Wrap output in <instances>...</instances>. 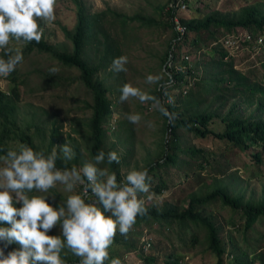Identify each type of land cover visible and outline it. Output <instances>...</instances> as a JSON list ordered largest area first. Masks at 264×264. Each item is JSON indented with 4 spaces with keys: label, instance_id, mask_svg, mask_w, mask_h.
I'll return each mask as SVG.
<instances>
[{
    "label": "rangeland",
    "instance_id": "obj_1",
    "mask_svg": "<svg viewBox=\"0 0 264 264\" xmlns=\"http://www.w3.org/2000/svg\"><path fill=\"white\" fill-rule=\"evenodd\" d=\"M81 1L90 16L105 11L104 28L119 41L122 54L128 57L126 71L113 73L107 68L96 76L107 87V98L111 101L112 108L111 115L104 124L106 138L102 149L105 151L113 149L121 153L119 169L122 174L130 168L144 167L152 162L160 154L162 139L166 135L164 117L154 111L149 103L141 105L134 98H129L127 102L119 101V88L127 82L146 91L154 90L156 85L146 83L144 77L149 73H160L164 68L163 58L172 36L170 27L166 25L168 18L166 11L170 0ZM252 5H257L264 12V0H188L185 8L177 7L175 20L179 17L202 16L209 10H217L222 15L234 17L238 16L243 8ZM197 7L200 8L199 11ZM111 11L135 18L122 25L121 19L114 16ZM54 14L55 19L52 22H39L44 27L42 38L58 51H70L72 44L65 38L61 27L73 28L76 22V6L72 0H56ZM232 42L233 46L229 51L235 52L237 67L246 69L256 66V69L259 66V53H249L238 41ZM8 45L11 48L21 46L20 42L11 39ZM190 55L187 60L188 66L195 67V72L199 74L202 67H198V61L203 57ZM87 56L90 57L89 61H94L99 52L87 48ZM173 66L182 70L186 67L180 60ZM51 67H56L57 71L50 72ZM259 72L257 73L260 74ZM78 75L77 68L62 65L49 53L32 52L23 55V61L7 77H0V91L7 96L4 102L13 107L11 116L16 124L12 139L7 141L11 147L20 144L16 136L23 131L31 135L42 147L48 146L51 142L52 147L68 142L77 154L70 162L73 165L80 166L84 160L91 157L87 122L92 113L89 107L92 92L81 83ZM187 79L192 80L188 76ZM13 86H16L17 97L10 94ZM185 90L187 87L183 82L180 88L169 90L165 88L163 101L167 102L168 97L180 99ZM179 101L180 112L187 114L196 111L192 101ZM238 103L235 111L239 110L243 116L250 114L255 117L261 116L255 106H247L242 101ZM207 105L204 106L208 107ZM231 105L232 103H229L218 110L219 114L225 115ZM208 109L213 110L216 107L211 105ZM132 111H139L143 116V120L136 125L130 124L126 119V115ZM1 119L0 116V122ZM145 121H151L153 127H147ZM210 126L221 130L224 125L220 118H215ZM178 133L183 150L179 155L181 160H185L184 168L182 170L171 168L168 172L158 171L166 187L158 193L150 188L148 193L141 194L145 204L179 211L186 207L191 197L203 195L217 186L224 187L232 196H239L243 201H264V163H255L246 152L224 141L212 137H196L186 130H179ZM189 147L207 151V160L190 158L184 151ZM153 182H156V178ZM57 190L61 194H53L54 205L64 196L59 186ZM199 210L218 226L228 255L232 246L235 249L234 254L237 255L241 251L250 254L253 250L264 248V219L244 234L233 224L239 221L240 214L223 206L218 200L201 206ZM142 226H144L142 229L132 226L126 236L120 235L122 240L132 242L136 250L129 249L122 242L113 243L110 247L112 249L110 258H118L120 264H166L168 254H173L179 264L216 263L214 253L207 248L205 230L202 226L192 222L181 224L176 220H173L170 226L165 223H153L150 227L145 224ZM57 233L58 227H54L48 234ZM149 240L152 245L146 249L142 242ZM154 255L156 259L151 263L143 258L144 256L151 258ZM228 255L226 254L225 264L229 263ZM64 258L72 260L75 257L66 251Z\"/></svg>",
    "mask_w": 264,
    "mask_h": 264
},
{
    "label": "trees",
    "instance_id": "obj_2",
    "mask_svg": "<svg viewBox=\"0 0 264 264\" xmlns=\"http://www.w3.org/2000/svg\"><path fill=\"white\" fill-rule=\"evenodd\" d=\"M183 1L187 6L188 0ZM72 2L76 6V22L72 29L61 27L65 38L72 44L70 51H58L43 38L38 43L32 41L24 44L22 50L23 55L32 52L49 53L62 65L75 67L79 70L77 78L92 92V102L89 105L92 113L87 122L90 139L89 151L92 156L97 150L102 149L106 138L104 124L112 112L111 101L107 98V87L96 76L102 70L109 68L112 58L121 55L122 49L119 41L104 28L105 11L96 12L90 16L84 9L81 0H72ZM196 9L199 11L200 8ZM111 13L121 19L122 25H126L129 20L135 18V16H126L113 11ZM166 15L168 16L166 25L170 27L172 36L168 42L163 64L164 68L171 73L173 80L171 86L166 89L180 88L183 82L186 84L187 90L183 95L180 91L181 98L173 99L174 104L169 105L170 111L175 112L177 118L172 124H169L164 118L166 135L162 139L160 154L144 166L149 169L151 176L150 188L157 193L166 187L161 173L158 171L168 172L171 168L181 170L184 168L185 160H181L179 155L183 151L179 143V130H186L200 138L212 137L224 141L246 152L255 163H264V12L257 5H252L243 8L240 14L234 17L222 15L217 10H209L202 16L193 18L179 17L178 22L184 27L183 32L176 29L174 17L177 15V9L168 8ZM242 34H246L247 38H242ZM222 35L225 38L230 35L238 38V42L249 53H259V66L256 69V66L239 69L236 65V54L235 52L230 53L231 46L226 43V39ZM6 47L11 49L10 45ZM87 48L99 52V56L94 58V61H89ZM190 54L198 57L202 55L203 58H206L198 61V67H202L199 74L195 72V67L188 66L187 60L189 56L191 57ZM0 58H7L3 49H0ZM178 60L186 65L184 70L173 66ZM187 76L192 80H188ZM152 93L160 96L162 100L164 99L163 91L157 86ZM10 94L13 97L18 96L16 86L11 88ZM6 98L7 96L0 91V116L2 117L0 148L4 149L11 147L7 141L12 139V133L16 128L15 121L11 116L13 107L4 102ZM179 100L192 101L196 111L187 114L180 112ZM239 101L247 106H255L261 116L255 117L252 114L243 116L239 110L235 111ZM229 103H232L229 111L221 116L218 110L226 107ZM205 104H208L209 108L211 105H215L216 109H208L204 106ZM215 118H220L223 123L224 126L221 130L213 129L210 126ZM16 137L20 144H27L35 150L43 149L47 153L52 148V142L48 146L42 147L34 141L31 135L23 131L19 132ZM184 151L190 155V158L207 160L208 152L203 149L189 147ZM63 166L65 165L57 160V167ZM67 166L71 167L73 164L69 163ZM111 168L118 171L119 177L121 174L119 165L113 164ZM154 178H156V182H153ZM215 200L240 214L239 221L233 224L244 234L250 231L257 222L264 219V201H243L239 196H232L224 187L217 186L203 195L191 197L186 207L179 211L171 208L165 210L145 204L148 214L137 217L133 227L142 229L144 227L142 225L150 227L153 223H165L170 226L173 220L181 224L192 222L200 225L205 230L207 248L216 257L215 264H225V257L228 253L219 228L209 216L202 214L199 210L201 206ZM121 242L129 249L136 250L132 242L122 240L120 234L117 233L113 243ZM230 242L233 243L232 240ZM151 245L152 242L149 241L148 248ZM13 247H18V245L10 246V248ZM111 252L112 249L109 248V257ZM234 252L235 249L232 246L228 255V264H264V248L253 250L250 254L241 251L237 255ZM143 258L151 263L156 259V256L151 258L144 256ZM77 259L76 257L72 260L68 259L66 264H77ZM166 264L179 263L173 254H168Z\"/></svg>",
    "mask_w": 264,
    "mask_h": 264
},
{
    "label": "clouds",
    "instance_id": "obj_3",
    "mask_svg": "<svg viewBox=\"0 0 264 264\" xmlns=\"http://www.w3.org/2000/svg\"><path fill=\"white\" fill-rule=\"evenodd\" d=\"M55 2L0 0V49L7 57L0 58V77H7L23 61L24 44L41 40L44 27L39 22L55 19ZM10 39L21 46L7 48ZM127 63L126 55L115 56L109 71L124 72ZM49 71L55 73L57 68ZM160 73L146 74L144 81L163 91L173 80L166 68ZM129 98L149 103L169 124L177 118L169 109L174 104L171 97L165 102L126 82L119 88V101ZM126 119L136 125L143 116L132 111ZM145 124L153 127L151 121ZM0 153V264H66V251L78 258L77 264H120L118 258L109 257V248L117 232L126 236L137 217L148 214L141 198L150 190L147 167L130 168L118 177L111 165L120 164L121 153L113 149L97 150L80 166L68 167L77 154L66 141L47 153L23 143L0 148ZM57 160L65 166L57 167ZM58 186L64 196L54 205ZM54 227L58 233L48 234ZM13 244L18 247L10 248Z\"/></svg>",
    "mask_w": 264,
    "mask_h": 264
},
{
    "label": "built area",
    "instance_id": "obj_4",
    "mask_svg": "<svg viewBox=\"0 0 264 264\" xmlns=\"http://www.w3.org/2000/svg\"><path fill=\"white\" fill-rule=\"evenodd\" d=\"M169 8H171V7H174V8H176L177 9V7H181V8H185V6H186V3L183 1V0H177V1H174V0H170V2H169ZM174 21L176 22V29L177 30H179L180 32H183L184 31V27L182 26V25H180V23L178 22V20L176 19L175 20V17H174ZM243 35H245V37L244 38H247V35L246 34H242L241 35V37L243 36ZM232 40H231V39ZM243 38V37H242ZM226 39V43L229 45V46H233V45H231L233 42L232 41H238V38H236V37H234V36H232V35H230V37H229V39H227V38H225ZM236 45V44H235ZM187 58V57H186ZM150 241V240H149ZM149 241H146L145 242V245L143 244V247L145 248H148V246H149Z\"/></svg>",
    "mask_w": 264,
    "mask_h": 264
}]
</instances>
